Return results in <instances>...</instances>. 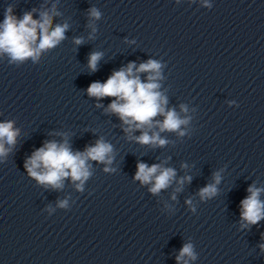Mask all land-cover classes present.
Listing matches in <instances>:
<instances>
[{
    "label": "clouds",
    "instance_id": "1",
    "mask_svg": "<svg viewBox=\"0 0 264 264\" xmlns=\"http://www.w3.org/2000/svg\"><path fill=\"white\" fill-rule=\"evenodd\" d=\"M207 6V5H206ZM35 11V9L33 10ZM55 5L50 11L40 12L39 19L33 18L32 12H25L22 18H17L12 8H7L3 23L0 24V55L7 54L10 63H22L31 58L33 62L39 60L44 51L55 48L65 39L67 24H57L52 27L53 16L57 15ZM90 18L98 20L101 12L96 8L89 10ZM89 27H92L90 22ZM95 32V28H93ZM82 39H76L75 44L79 45ZM102 57V53L93 52L88 59V67L91 71H96L97 64ZM163 65L157 61L149 59L141 63L138 67L135 63H129L126 68L115 71L103 83L93 82L87 88L90 97L98 100L105 97L114 98L108 105L106 111L119 117L127 127L124 129L129 135L140 130L141 135L135 140L142 145L164 146L167 141L162 139L159 132H152L146 129L158 127L160 132H178L181 126L189 123L190 117L181 118L174 110H166L167 98L159 91L162 79L161 69ZM139 73H149L147 82L140 79ZM99 106V105H98ZM181 111L187 112L185 105H181ZM157 116H163L162 121L155 120ZM185 133L179 131V135ZM18 130L13 128L11 121L0 123V157L7 154L8 149L5 143L14 145ZM112 145L103 139H98L93 146H88L84 152H73L67 139L63 143L49 141L43 147L38 148L26 160L25 169L28 175L34 178L37 183L60 189L63 187L65 178H70L76 183L78 190H83L84 182L91 176L88 161H96L105 164L112 162ZM111 171L109 168L104 169ZM176 176L175 170L163 167L162 164L148 166L145 163L137 164L135 180L143 185H151L149 191L152 194H159L161 190L167 189ZM185 179L190 180L191 177ZM220 182L219 173L214 174V183L208 184L200 189L198 195L202 200L209 199L217 194L216 185ZM183 184V180L179 181ZM180 189L178 188L177 191ZM249 195L241 201V220L245 223L242 227L256 225L264 220V201L260 195L264 188L250 186ZM175 199V196H173ZM191 204V201H188ZM61 208H67V200L60 201ZM195 211V209H193ZM264 251V244L260 245ZM187 257L188 259H185ZM196 253L191 243H186L181 248L176 257L177 264H189V260H195Z\"/></svg>",
    "mask_w": 264,
    "mask_h": 264
}]
</instances>
